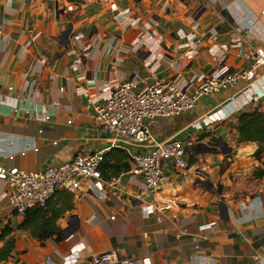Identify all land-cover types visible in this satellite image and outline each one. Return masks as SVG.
I'll return each mask as SVG.
<instances>
[{
    "label": "crops",
    "instance_id": "1",
    "mask_svg": "<svg viewBox=\"0 0 264 264\" xmlns=\"http://www.w3.org/2000/svg\"><path fill=\"white\" fill-rule=\"evenodd\" d=\"M231 3L237 9L225 11ZM262 11L264 0H0V166L40 171L121 148L93 117L112 85L133 80L141 90L163 79L192 89L213 72L249 69L241 50L264 47V38L233 27L254 18L264 27ZM245 87L238 81L149 121L156 139L188 147L187 168L167 166L155 192L128 170L103 179L99 192L83 180L68 191L59 240L21 230L24 213L0 199V234L10 229L0 248L14 241L0 264L60 261L80 241L78 264L103 253L128 264H264V138L243 140L236 127L242 112L264 115V67L251 83L255 100H229ZM167 201L175 204L161 208Z\"/></svg>",
    "mask_w": 264,
    "mask_h": 264
},
{
    "label": "built area",
    "instance_id": "2",
    "mask_svg": "<svg viewBox=\"0 0 264 264\" xmlns=\"http://www.w3.org/2000/svg\"><path fill=\"white\" fill-rule=\"evenodd\" d=\"M223 9L230 12L235 11L237 7L231 3L225 5ZM233 29L245 38H264V27L258 18L239 20ZM75 37L80 38L79 35ZM241 52L244 58L251 62V68L213 72L204 76L202 82L192 89L171 81L154 79L148 86L136 90V82L126 80L112 85L105 102L93 107L94 119L111 134L113 142L127 152L128 172L133 176H141L146 190L155 192L168 181L167 166L181 170L188 166L186 160L188 147L174 136L156 139L148 126L149 121L190 111L204 96L224 90L241 80L246 82V87L231 95L229 100L241 99L247 103L257 98L251 91V83L255 78V69L264 67V47L248 46ZM44 118L48 120L49 115H45ZM103 156V151L77 153L68 161L40 171L0 166V183H4V187H0V199H5L16 213L23 214L28 208L43 206L57 191L76 190L83 180L86 181L85 187L88 192H99L103 187L99 169ZM12 157L9 155L8 158ZM174 204L175 201H167L161 208L169 209ZM82 248L83 243L80 241L62 255L60 261L48 257L43 264H78ZM116 262L128 264L124 261L118 262L113 253L98 254L92 258L93 264Z\"/></svg>",
    "mask_w": 264,
    "mask_h": 264
},
{
    "label": "trees",
    "instance_id": "3",
    "mask_svg": "<svg viewBox=\"0 0 264 264\" xmlns=\"http://www.w3.org/2000/svg\"><path fill=\"white\" fill-rule=\"evenodd\" d=\"M237 129L243 140L261 141L264 138V115L258 110L245 111L239 114ZM261 148L255 152L258 156ZM102 179H109L117 176L121 172L129 170V156L122 148H112L108 153H104L103 160L99 165ZM61 192L64 193L61 201L55 199V196ZM72 194L68 191L60 190L55 192L43 206H34L28 208L23 216L24 219L19 225L23 231H27L37 240L55 236L57 240L61 238V230L56 221L65 210L72 207ZM10 232L7 228L0 234V239ZM14 249V241L9 238L0 248V262L6 260Z\"/></svg>",
    "mask_w": 264,
    "mask_h": 264
},
{
    "label": "water",
    "instance_id": "4",
    "mask_svg": "<svg viewBox=\"0 0 264 264\" xmlns=\"http://www.w3.org/2000/svg\"><path fill=\"white\" fill-rule=\"evenodd\" d=\"M69 32V30H67V33Z\"/></svg>",
    "mask_w": 264,
    "mask_h": 264
}]
</instances>
